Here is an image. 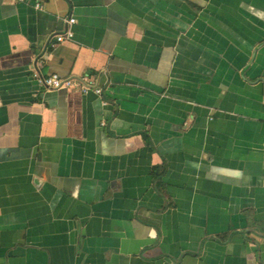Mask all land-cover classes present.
<instances>
[{
	"label": "crops",
	"instance_id": "crops-1",
	"mask_svg": "<svg viewBox=\"0 0 264 264\" xmlns=\"http://www.w3.org/2000/svg\"><path fill=\"white\" fill-rule=\"evenodd\" d=\"M0 264H264V0H0Z\"/></svg>",
	"mask_w": 264,
	"mask_h": 264
},
{
	"label": "built area",
	"instance_id": "built-area-1",
	"mask_svg": "<svg viewBox=\"0 0 264 264\" xmlns=\"http://www.w3.org/2000/svg\"><path fill=\"white\" fill-rule=\"evenodd\" d=\"M17 2L30 3L36 10L42 9L45 0H15ZM67 24L71 25L74 23V19H68ZM73 38L71 31L67 30L63 34L56 35L54 40L56 44L63 43L64 41H69ZM32 78L37 83V85L47 91L51 90H75L80 93H86L93 91L96 95L101 94V90L96 88L95 82L87 76H81L78 78H62L56 74H52L46 77L40 75L37 70H33Z\"/></svg>",
	"mask_w": 264,
	"mask_h": 264
}]
</instances>
